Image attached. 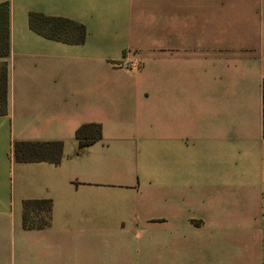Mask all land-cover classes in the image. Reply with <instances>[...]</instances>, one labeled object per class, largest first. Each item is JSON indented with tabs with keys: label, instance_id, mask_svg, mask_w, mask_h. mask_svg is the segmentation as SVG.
<instances>
[{
	"label": "crops",
	"instance_id": "obj_1",
	"mask_svg": "<svg viewBox=\"0 0 264 264\" xmlns=\"http://www.w3.org/2000/svg\"><path fill=\"white\" fill-rule=\"evenodd\" d=\"M0 6V264H264V0ZM31 14L85 41L41 34ZM89 124L102 139L80 148ZM19 143H61V162H18ZM40 200L49 226L25 228Z\"/></svg>",
	"mask_w": 264,
	"mask_h": 264
},
{
	"label": "trees",
	"instance_id": "obj_2",
	"mask_svg": "<svg viewBox=\"0 0 264 264\" xmlns=\"http://www.w3.org/2000/svg\"><path fill=\"white\" fill-rule=\"evenodd\" d=\"M31 26L41 34L50 35L68 43H83L86 30L83 26L65 19L47 18L31 14ZM9 13L6 6H0V116L9 108V74L6 59L9 57ZM263 128H264V83H263ZM102 127L89 124L80 127L76 138L80 148L95 144L102 139ZM18 162H49L58 165L62 158L61 143H19L15 146ZM52 202L47 200L24 202L23 224L25 228L44 229L49 226Z\"/></svg>",
	"mask_w": 264,
	"mask_h": 264
}]
</instances>
